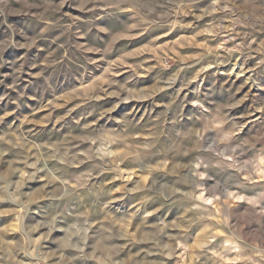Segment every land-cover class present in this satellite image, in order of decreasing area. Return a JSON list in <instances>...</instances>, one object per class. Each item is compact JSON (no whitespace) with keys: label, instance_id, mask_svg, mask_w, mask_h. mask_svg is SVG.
Instances as JSON below:
<instances>
[{"label":"clouds","instance_id":"9594fccd","mask_svg":"<svg viewBox=\"0 0 264 264\" xmlns=\"http://www.w3.org/2000/svg\"><path fill=\"white\" fill-rule=\"evenodd\" d=\"M0 85V264H264V0H0Z\"/></svg>","mask_w":264,"mask_h":264},{"label":"rangeland","instance_id":"374dc122","mask_svg":"<svg viewBox=\"0 0 264 264\" xmlns=\"http://www.w3.org/2000/svg\"><path fill=\"white\" fill-rule=\"evenodd\" d=\"M144 38L140 37L138 38V40H133V41H125L122 43H126L129 44L131 47H138L140 41H142ZM165 39H168L167 37ZM5 73H8L11 71V69H5L3 70ZM33 71H36V69H33ZM239 71V70H238ZM229 77H224L221 76L220 80L221 83H223L224 80H229L230 83L228 85H224V87H232L234 90L237 88H240L239 93L237 94L238 97L239 96H243L245 93L248 92V87L247 85H245L243 88H241L240 86L242 84H244V77L243 76H237L235 73H231L230 69H229ZM153 75V73H150L149 76ZM5 79V84H10L12 82V77L10 75H5L4 77H2ZM32 79H35V77H32ZM139 80L145 81L148 80L149 77H138ZM215 79V78H213ZM231 81H235L234 84L231 83ZM253 91H256L255 89ZM264 91V90H262ZM33 95H35L36 93L33 91L32 93ZM16 93L12 92L10 88L0 85V96H6L7 98L4 101H0V114H3L4 111H12V109L15 108V104L10 103V99L15 98ZM166 98H168V93H161L159 97H156L155 99H157L158 101H164L166 102ZM109 101H113L115 100V98L109 97L108 98ZM102 103H104L102 101ZM149 101H138V100H131L126 104H122L121 105V109H126L128 112H135L138 114L139 117H143L145 111H147V105L149 104ZM249 101H245L244 104H242L240 106V108L236 109V112L243 118V119H247V120H251L253 119L251 116H248V110H249ZM28 104L31 106H36L37 105V101L36 100H31L28 101ZM71 105H69L70 107ZM32 107H28L26 106L24 108V114H28L29 112H31ZM65 111V109L63 108H57L55 109V112L53 113L54 116L59 115V114H63V112ZM79 111V110H77ZM46 113L41 112L38 114V116H43ZM73 115H76V113H73ZM14 117L13 116H9L7 117V120H12ZM20 121H17V123H19ZM29 127L31 125H28ZM51 127V125L49 126ZM126 181H114V185H119L120 183H124ZM117 195H119V193H117ZM6 207V206H5ZM12 220V217H3L0 216V224H5L7 222H10ZM194 239V237H193ZM176 261H179V264H187V262L183 259L180 258L179 255H177L173 261L170 262V264H176ZM221 264H225V262H221Z\"/></svg>","mask_w":264,"mask_h":264}]
</instances>
